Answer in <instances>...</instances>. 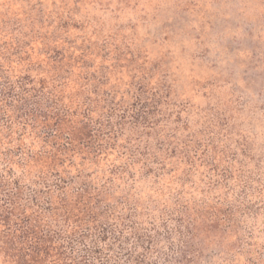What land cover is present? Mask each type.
I'll list each match as a JSON object with an SVG mask.
<instances>
[{
	"label": "trees",
	"instance_id": "trees-1",
	"mask_svg": "<svg viewBox=\"0 0 264 264\" xmlns=\"http://www.w3.org/2000/svg\"><path fill=\"white\" fill-rule=\"evenodd\" d=\"M88 23L0 8V264H264V152L234 110Z\"/></svg>",
	"mask_w": 264,
	"mask_h": 264
},
{
	"label": "rangeland",
	"instance_id": "rangeland-1",
	"mask_svg": "<svg viewBox=\"0 0 264 264\" xmlns=\"http://www.w3.org/2000/svg\"><path fill=\"white\" fill-rule=\"evenodd\" d=\"M3 2L0 8L78 13L94 28L93 39L118 40L139 54L142 74L153 66L156 73L166 72L176 97L192 109L217 103L233 109L234 132L245 135L255 152H264V0ZM131 75L123 69L118 77L127 81ZM256 235L263 247L264 228Z\"/></svg>",
	"mask_w": 264,
	"mask_h": 264
}]
</instances>
